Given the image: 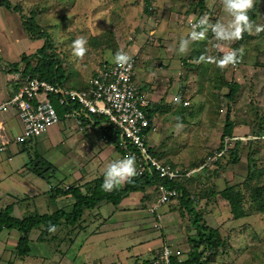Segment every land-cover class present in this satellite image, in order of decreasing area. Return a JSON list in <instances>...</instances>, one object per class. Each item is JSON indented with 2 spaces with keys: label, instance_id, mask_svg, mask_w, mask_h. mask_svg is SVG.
Returning a JSON list of instances; mask_svg holds the SVG:
<instances>
[{
  "label": "rangeland",
  "instance_id": "obj_1",
  "mask_svg": "<svg viewBox=\"0 0 264 264\" xmlns=\"http://www.w3.org/2000/svg\"><path fill=\"white\" fill-rule=\"evenodd\" d=\"M11 1L13 5L20 4L23 11L28 7L29 10H40L36 14L37 21L43 24V30L48 33L54 49L59 52L63 67L72 71V81L62 85L67 88L80 89L85 86L94 69L103 61L114 59L112 50L106 48L108 45H104L109 41L108 30L113 31L118 44L124 47L126 52L136 54L138 73L149 67L146 59L157 61V66L153 67L155 70H166L170 65L165 62L169 56L168 51H174V56L179 57L183 67L180 92L187 96L190 105L183 109L180 103H172L173 93L169 92L167 101L171 103L164 102L156 114L154 121L157 128L154 130L157 131L153 132L148 141L158 139L161 143L157 151L164 150V159L170 157L168 162L180 168L182 172L193 174L189 175L192 177L191 181H188V176L182 178L184 186L195 201L196 209L204 215V222L218 228L220 238L224 240V245L219 249V253L213 256L211 264H264V207L258 202L264 201V32H253L251 35L244 33L243 39L224 43L221 51L216 48L217 41L209 30L206 39L193 42L189 51L181 55L178 53L179 41L191 31L188 19L194 23L203 15L208 16L210 23L227 22L231 19L223 8L222 0H207L206 7L198 6V0H152L150 12L145 11L143 0ZM16 12L20 14L18 9ZM16 12L0 6V56H8L10 61L16 60L18 52L34 53V48L36 49V44L39 43L30 39L24 24L22 25V19ZM249 15L255 24H264V0H255V7ZM79 36L88 41V52L82 59L72 54L71 47L72 42ZM99 38L101 40L98 43ZM241 46L244 48V55L241 62L235 66L220 69L214 63L199 60L202 54L219 58L224 51ZM10 61H7V67ZM166 72L170 75L167 85L172 84L175 79L174 70L170 68ZM138 80L141 81L139 78ZM234 82L239 83V87L235 98L228 100L225 95L232 86L229 83ZM229 112L235 123V137H227L226 145L229 148H226V152H217L219 156L215 161L205 165L211 153L223 148L220 149L223 144L222 133ZM180 122L183 123V129L177 131L176 125ZM61 125L65 130L62 134L66 136L64 139L54 138L49 143L44 133L27 145L31 156L38 149L46 161L56 166V175L53 172L50 176L55 175L57 181L61 180V186L65 183L67 187L72 185L69 183L79 184L78 179L81 178L77 175L87 176L96 170L101 171L107 165L100 166V157L91 160L89 153H82L85 151L84 146L78 142L83 133L79 131L73 119L63 120L59 127L54 126L56 134ZM12 135L13 139L15 133ZM88 135L89 133L83 137L87 138ZM236 137H241L240 145H237ZM35 142L36 147L32 146ZM91 144L98 148L97 141ZM47 146L50 150H46ZM29 153H26V159L30 158ZM114 158L116 160L122 156L116 151ZM65 165L68 166L67 169ZM47 178L50 179L49 176ZM38 183L44 187L38 192L39 197L18 201L14 207L16 216L51 213L55 210V204H51L48 209L44 208L43 195H50L49 192L45 193L49 190L48 181L37 176L35 188H38ZM228 187H232L239 194L241 205L246 211L245 216L240 219L234 217L228 200L222 194ZM256 187L262 189V194H256L258 199H252ZM10 201L6 199L0 202V208L8 205L6 203ZM177 203L180 208V199ZM120 209L121 207L117 209L115 220L121 218ZM181 216L185 217V214ZM97 226L91 229H96ZM171 227L173 229L164 228V231L167 234L173 232L179 238L193 231L192 225L187 224V221H184V224L182 221H176ZM182 227L186 228L185 233ZM58 231L59 229L55 233ZM111 231L120 235L121 228ZM34 233L32 235H35ZM8 234V230L2 232L0 238L8 242V250H13L17 243L14 245L15 237L9 235L7 238ZM65 234L66 229L61 231L60 236L65 238L64 241L60 238L49 240L50 237L45 241H34L30 254L23 258L15 252L14 256L4 254L3 259L9 260L12 257L13 264H63L65 259L63 262L60 260L65 257L69 238L72 236L68 235L66 238ZM94 239L101 242L105 241L104 239L110 240V236L107 231H102L101 235ZM100 248L101 245L84 249L85 252L90 250V264L106 263L105 259L100 258L105 255L107 249ZM6 260L1 264H8ZM127 264L138 263L129 259ZM139 264L146 263L142 260Z\"/></svg>",
  "mask_w": 264,
  "mask_h": 264
},
{
  "label": "crops",
  "instance_id": "obj_2",
  "mask_svg": "<svg viewBox=\"0 0 264 264\" xmlns=\"http://www.w3.org/2000/svg\"><path fill=\"white\" fill-rule=\"evenodd\" d=\"M33 41L39 42L36 44L37 48L41 46L40 39ZM36 49L34 48L35 51ZM24 52H18V57L13 61L8 60V56H0V103L7 100L19 88L17 81L14 79L16 71H14V73L9 72L7 61H10V63L19 61L21 57L20 55H22ZM168 54V58L165 59L166 64H170L167 67L168 69L166 68V70H164L163 68L162 70H160L159 68H157L155 70L153 67L157 66V61L146 59L147 65L149 67H145L143 70H140V73H138L137 71V84L143 89L148 99L151 101L152 106L156 103L161 102V100H165V102L171 103L169 102V100L167 101L169 92L173 93L174 99V97L177 96L181 91V88L179 86L181 85V77L183 75V67L181 66L182 62H179L180 60L178 56H174V51H168ZM157 56L159 57L160 55ZM170 68L174 70L173 76L175 79L173 80L172 84L167 85V83H169L168 81L170 75L166 71ZM138 78L141 80L140 82ZM87 81L88 79L86 80V82ZM173 99L172 103H174ZM63 120L67 121L68 119H62V121ZM58 125L59 123L51 126L50 129L45 133L46 139L49 143H51V140L54 138L62 137L64 139L66 137L65 135L62 136V134L64 133L63 131H65L62 125L60 126L61 129H58L56 131L58 134L55 133L53 128L54 126ZM102 126V124L99 126L94 125L92 128L85 127L84 129L78 127L80 129L79 131L83 133V136L89 133L87 138L82 136L79 139L78 143H82L84 146L83 149H85V151L82 153H89V159L91 160H97L100 157V161H102L100 166L103 164L108 165L110 162L114 161V155L116 151L120 153V150L114 143H105L101 140L100 128ZM20 129L21 123L14 109L0 114V144L4 140H11L13 136L12 134H18L20 132ZM156 131L157 129L149 132L148 140L152 136L153 132ZM93 141H97L98 148L91 144L93 143ZM160 143L161 142H158V139L156 141L151 140L148 143L149 148L155 150L156 157L159 160L170 163L168 162V159L170 157L168 159L166 158V160L164 159V157L166 156L163 155L164 150L161 152L157 151ZM28 146L29 145L24 146L23 144L20 145L19 143L13 142L8 144L5 150L0 151V202H3V200L6 199L11 200L9 203H6L8 205L2 206L0 210L10 205L13 207L12 215L18 217L14 214V207L17 205V202L29 198L39 197L40 194L38 192L41 191L42 188H44L41 187L39 183L38 188H35V180L38 176L40 178L46 179L48 181V184L50 185L48 186L49 190L45 191V193L49 192L50 195H43V199L45 198L44 208L48 209L51 204H55V210L53 212L58 209H65V211H70L75 203V198L71 195H64L62 193L58 194V192L56 191L58 187L65 189L70 185L65 187L66 185L64 183V186L62 187V183H60L61 180L59 179L57 181V179L55 178L56 166L48 160L46 161L44 159L45 157L41 154V152H39L38 149H36L34 151V155L31 156ZM32 146L36 147V142L34 143V145L32 144ZM46 150H50L48 146ZM26 153L30 154L29 159H26ZM42 160L50 163L51 167L45 166L42 163ZM36 166L45 167L42 171L43 174L40 173V170H38ZM54 167L55 171L53 170ZM67 167L68 166L65 165L66 169ZM105 170L106 168L102 169L101 171L96 170V173L93 172L92 174L90 173L87 176L77 175L79 178H81V180L78 179L79 184L82 185L87 183L88 181L94 180L98 176H104ZM53 172L55 175L51 177L50 174L53 175ZM94 174L97 175L91 177V175ZM47 176H49L50 179H48ZM88 176L90 177L86 179ZM124 184L125 182L121 184V186H124ZM82 189L84 188L82 187ZM155 192L157 193L158 197V189L155 187V185H153L147 187L143 191L129 192L117 205L106 201L100 202L96 208L87 210L84 213L80 223L71 227L65 224H61L55 228L56 230L59 229V231L56 233L55 230L54 232L50 231L49 233L44 234L42 227L36 228L31 232L30 247L34 241H45L48 240L49 237L51 238L49 240H58L60 238L61 241H64L65 238L63 236H60L61 231L66 229V238L68 235L72 236L71 238H69L70 243L67 247V253L65 257L60 260V262H63L65 259V262L63 264H80V262L83 264H90V258L88 257L90 250L85 252L84 249H91L92 247H98L99 245H101V250L107 249L105 255L100 258L105 259L106 263L103 264H116L117 262L119 264H127L129 259H132L134 263L136 262L138 264L142 260L146 263L148 260L153 258L155 251L163 244L169 245L175 251V253L177 251H180L179 259H181L182 261L186 259V257H188V253L191 250L190 240L192 237L196 236V228L191 224V216L188 215V213L185 212V217L181 216V210L178 207L179 203H177V201H172L171 203L163 206V208L160 210L162 213V219L157 221L156 216L150 211V203H152V201L157 198L155 196ZM119 207H121V213H119L121 214V218L115 220L114 217ZM23 217L25 216L18 218ZM176 221H182L183 224L184 221H187V224L192 225L193 231L187 232V235V233H185L186 228L182 227L185 235L180 238L173 232L167 234L164 231V228L173 229L171 225H173ZM96 225H98L96 229H91V227L94 228ZM114 228H121L120 235H117L113 231H111ZM5 231H7V229H4L0 233ZM12 231L14 233H11ZM17 231L16 229L8 230L9 234L7 238L9 237V235L15 237L14 245L18 242V239L20 237V233L19 231ZM88 231H90V233H88ZM102 231L103 233H105L106 231L108 232L110 240L104 239L105 241L101 240V242H99V240L94 239L101 235ZM38 232L39 234H37ZM33 233L35 235H32ZM88 240L90 242H84ZM172 241H176V243H172ZM7 246H10L8 242H4L0 238V264L4 262V260H6L3 259L4 254L14 256V253L16 251V247L13 248V250L11 249L13 251L12 252L11 250H8ZM11 259L12 257L9 260H6L7 263L12 262Z\"/></svg>",
  "mask_w": 264,
  "mask_h": 264
},
{
  "label": "built area",
  "instance_id": "obj_3",
  "mask_svg": "<svg viewBox=\"0 0 264 264\" xmlns=\"http://www.w3.org/2000/svg\"><path fill=\"white\" fill-rule=\"evenodd\" d=\"M129 55L132 57L130 68H120L114 59L103 62L82 89L53 84L36 74L24 75L22 66L15 72L19 88L0 103V114L12 109L16 111L21 131L13 140L2 141L0 151L13 142L22 144L28 140H36L62 119H73L81 129L92 128L101 122L99 125L102 124L105 131L101 140L109 143L110 139H114L123 150L122 157L134 156L137 175L156 172L160 178L170 181L191 175L192 173L182 172L180 168L159 160L151 153L148 134L156 128L154 117H149L152 103L136 81V54ZM54 101L69 108L63 117L59 115ZM173 101L182 102L184 106L190 104L188 99L182 101L179 95L175 96ZM71 104H78V108H72ZM218 156L217 152L209 156L205 165L215 161ZM156 186L159 198L150 211L159 221L162 219L160 210L163 206L178 199L181 193L164 182H159ZM175 254L180 255V251L175 253L169 245L163 244L155 251L150 264H174L172 257ZM207 254L208 252H205L202 259H205Z\"/></svg>",
  "mask_w": 264,
  "mask_h": 264
},
{
  "label": "trees",
  "instance_id": "obj_4",
  "mask_svg": "<svg viewBox=\"0 0 264 264\" xmlns=\"http://www.w3.org/2000/svg\"><path fill=\"white\" fill-rule=\"evenodd\" d=\"M207 0H198L197 5L206 7ZM143 4H145V11L150 12L152 0H143ZM0 6H4L9 9L14 10H22L20 11L25 30L28 33V36L32 40H43V45L40 46L34 53H23L20 60L17 62L9 63V72L14 73V71H18L23 66V74H36L41 79L47 80L53 84H60L66 85L67 83L72 81V71H68L62 65V61L60 60L58 54L59 52L54 49L53 42L50 40L48 33L43 30V24L37 21L36 14L40 11L36 10H29V7L24 9L20 4L13 5L11 0H0ZM21 7V9H20ZM29 10V11H28ZM29 12V13H28ZM188 19V24H189ZM108 39L104 45H108L106 48H110L112 50L113 58L115 53L119 49H123L117 40L114 37L113 31L108 30ZM101 38L97 40L99 43ZM54 52V53H53ZM105 60L103 62H107ZM102 62V63H103ZM97 69H94L92 75L88 78V80L95 74ZM15 79V78H14ZM88 82V81H87ZM86 82V84H87ZM228 84V83H227ZM230 91L226 93V97L228 100H233L235 94L238 90L239 83H229ZM228 85V87H229ZM18 86V85H17ZM19 87V86H18ZM85 86H81L80 89L84 88ZM180 99L183 101L188 99L187 96L184 95L183 92L178 94ZM165 100H161V102L156 103L149 109V117H154L156 114L159 113L161 106L164 105ZM54 105L57 108V111L61 117L64 116L65 112L69 110L67 106H61L57 101H54ZM190 105V104H189ZM72 108H78V104H71ZM181 108L185 109L187 106H184L182 102L180 103ZM229 114V115H228ZM227 114V118L225 121L224 130L222 133L223 144L220 146V151L216 150L215 152H221L224 150L226 152V148H229L226 145V138L229 137L230 139H234L235 135L233 134V130L235 127L234 121L231 119L230 112ZM98 122L95 126H99ZM101 135L105 134L104 126L100 128ZM35 140V139H34ZM28 140L22 143L26 146L29 142L34 141ZM237 145H240L241 137L235 139ZM111 143H114L116 147L120 150L121 156L123 155V150L119 148V145L116 143L114 139L109 140ZM224 145V146H223ZM230 151V149H228ZM151 153L156 156L155 150L150 148ZM214 152V153H215ZM231 152H234L231 150ZM211 153L210 155L214 154ZM208 159V158H207ZM206 159V161H207ZM237 161L236 159L234 160ZM42 163L45 166H50L51 164L42 160ZM38 166V165H37ZM36 166V167H37ZM40 170V173L43 174V170L45 167H37ZM49 168V167H48ZM251 174V173H250ZM186 176V175H185ZM184 176V177H185ZM193 176V174L191 175ZM191 176H188V181H191ZM251 176V175H250ZM180 177L175 180H164L159 177L158 173L149 174L145 172L142 175H136L130 181L125 182L124 186H118L112 191H104L102 189V184L104 182V176H98L92 181H88L85 184L78 185L72 184L67 188L63 189L58 187L56 190L58 194L62 193L64 195H71L75 198V203L70 211H65V209H58L53 213H34L27 215L23 218H18L12 215L13 207L7 206L0 210V232L4 229L13 230L16 229L20 233V237L18 239L16 245V254L23 258L27 256L31 252L30 247V239H31V232L39 227L43 228L44 234L49 233L50 226L58 227L61 224H65L67 226H75L80 223L81 219L83 218L84 213L87 210H92L96 208L100 202L106 201L112 203L114 205L119 204L123 197L126 196L129 192L134 191H143L149 186L158 185L159 182H164L168 187L176 188L179 190L181 195L178 199H174L173 201H179L180 199V210L181 214L188 213L191 217V224L196 228V236L192 237L190 240L191 243V250L188 253V257L186 259L179 261L180 256L174 255L172 257V261L174 264H211L212 258L214 255L219 253V249L224 245V240L220 238L219 229L209 226L207 223L204 222V215L196 209L195 201L188 193V190L184 186V180ZM185 179V178H184ZM82 187L84 189H82ZM257 188V187H256ZM254 188V194H252V199H258L256 194H262V189ZM222 194L226 200H228L231 212L233 213L234 217L240 219L245 216L246 211L244 207L241 205L240 196L236 193L232 187H228L222 191ZM260 194V195H261ZM259 195V196H260ZM157 197V195H155ZM158 197L152 201L151 207L157 202ZM262 200V199H261ZM264 200V199H263ZM172 202V201H171ZM264 207V201H258ZM169 204V203H168ZM179 205V204H178ZM150 207V208H151ZM207 253L205 259L203 258L204 253ZM151 260H148L146 263L150 264ZM8 264H13V262H9Z\"/></svg>",
  "mask_w": 264,
  "mask_h": 264
},
{
  "label": "clouds",
  "instance_id": "obj_5",
  "mask_svg": "<svg viewBox=\"0 0 264 264\" xmlns=\"http://www.w3.org/2000/svg\"><path fill=\"white\" fill-rule=\"evenodd\" d=\"M222 5L225 12L229 17H231V19L227 22L217 21L216 23H210L207 15L201 16L195 23H193L190 19L189 24L191 26V31L186 37H182L180 39L178 46L179 54H186L193 42L206 39L207 32L209 30H211L215 40L217 41L216 48L221 51H223L222 45L224 43L239 41L243 39L244 33L251 35L253 32H255V34L264 32V24H255L249 15L251 10L255 7V0H222ZM14 11L16 12L17 10ZM17 14L22 19L23 25L24 22L21 13ZM87 45L88 41L85 37H77L72 42V54L75 57L82 59L88 52ZM243 55L244 48L241 46L238 49L224 51L223 55L219 58L202 54L199 57V60L201 62L214 63L218 68L224 69L228 66H235L240 63ZM114 60L120 68H125L126 66L129 68L131 67L132 57L123 49H119L115 53ZM177 102L179 101L177 100ZM177 119L179 120V117H177ZM176 129L177 131L182 130L183 123H177ZM136 175L137 168L134 156L126 155L120 159H116L110 162L106 167L102 189L104 191H112L124 182L130 181ZM155 187L158 189V186L155 185ZM55 230L54 225L50 226L49 231L54 232Z\"/></svg>",
  "mask_w": 264,
  "mask_h": 264
}]
</instances>
